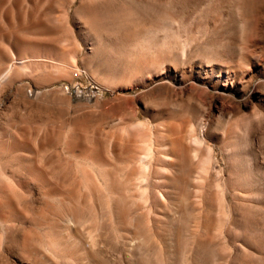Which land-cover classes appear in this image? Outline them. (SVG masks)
Masks as SVG:
<instances>
[{
	"label": "rangeland",
	"instance_id": "1",
	"mask_svg": "<svg viewBox=\"0 0 264 264\" xmlns=\"http://www.w3.org/2000/svg\"><path fill=\"white\" fill-rule=\"evenodd\" d=\"M69 1L0 0V264H264V0Z\"/></svg>",
	"mask_w": 264,
	"mask_h": 264
},
{
	"label": "bare ground",
	"instance_id": "2",
	"mask_svg": "<svg viewBox=\"0 0 264 264\" xmlns=\"http://www.w3.org/2000/svg\"><path fill=\"white\" fill-rule=\"evenodd\" d=\"M72 0H70L69 1V3L71 2ZM143 2V0L142 1H139V0H136V2L134 1L133 2V4L132 5H134V6H139V5H141V3ZM80 9H82L81 7H80ZM83 10V9H82ZM88 11V10H87ZM58 24L61 26V28L63 27V28H67L68 27V25H69V23H68V15H67V12L66 11H62V13H61V15L58 17ZM60 29V28H59ZM56 30H58V29H56ZM67 35L69 36V37H72L73 39H75V35L74 34H72V35H70L69 34V32H67ZM76 44H77V42H76ZM77 46V45H76ZM80 49V48H79ZM78 50V49H77ZM75 54V53H74ZM7 73L6 74H4V76L1 78L2 80H4V78L5 77H7ZM170 138V137H169ZM198 140H194V142H197ZM171 142V141H170ZM153 144V143H152ZM174 144V143H173ZM172 144V145H173ZM9 145V144H8ZM149 145H150V142H149ZM148 147V146H147ZM146 149V148H145ZM154 149V148H153ZM157 150V149H156ZM171 152H174L173 150H170ZM148 153H149V155H150V153L152 152V153H154L153 152V150H152V148L151 147H148V151H147ZM156 153V152H155ZM166 155V154H165ZM168 155V154H167ZM142 157V156H141ZM146 157V156H145ZM170 158V157H169ZM170 166H175V164H173V163H170L169 164ZM169 167V166H168ZM143 169V168H142ZM144 171H145V169H144ZM160 193V192H159ZM144 194V193H143Z\"/></svg>",
	"mask_w": 264,
	"mask_h": 264
}]
</instances>
